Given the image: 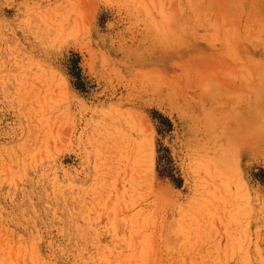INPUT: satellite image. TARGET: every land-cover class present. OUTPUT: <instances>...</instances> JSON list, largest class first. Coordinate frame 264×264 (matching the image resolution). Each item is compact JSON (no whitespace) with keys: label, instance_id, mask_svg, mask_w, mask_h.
Returning <instances> with one entry per match:
<instances>
[{"label":"rangeland","instance_id":"1","mask_svg":"<svg viewBox=\"0 0 264 264\" xmlns=\"http://www.w3.org/2000/svg\"><path fill=\"white\" fill-rule=\"evenodd\" d=\"M0 264H264V0H0Z\"/></svg>","mask_w":264,"mask_h":264}]
</instances>
